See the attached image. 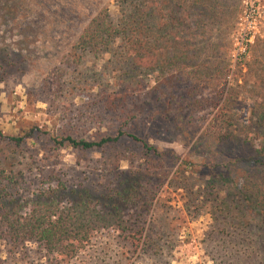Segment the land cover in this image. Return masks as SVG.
<instances>
[{"label": "rangeland", "instance_id": "1", "mask_svg": "<svg viewBox=\"0 0 264 264\" xmlns=\"http://www.w3.org/2000/svg\"><path fill=\"white\" fill-rule=\"evenodd\" d=\"M242 1L0 0V62L8 65L0 83L5 134L14 136L33 125L84 138L114 132L121 119L119 110L108 108L109 95L122 94L127 106L134 99L135 111L142 112L140 135L176 156L163 179L153 181L151 203L129 212L130 221L144 227L139 249L104 232L69 264H264V224L253 198L244 193L252 186L248 173L253 167L242 161L229 176L216 173L222 168L214 164L221 158L201 143L194 149L220 112L240 128L264 125V12L247 54L235 58ZM102 11L114 23L141 20L140 40L154 48V72L134 67L121 36L98 52L74 51L84 28ZM164 66L171 74L161 70ZM167 78L169 85L163 82ZM161 86L168 93H161ZM199 101L207 105L195 111L200 127L184 137L179 130ZM41 140H29L20 154L11 152L7 165L34 173L29 154L43 156ZM260 142L251 141L231 161L254 155ZM60 153L57 167L66 180L77 183L89 176V169L76 165L77 154ZM140 162L122 161L120 169ZM94 174L99 181L101 171ZM0 264H46L45 251L35 242L10 248L0 241Z\"/></svg>", "mask_w": 264, "mask_h": 264}, {"label": "trees", "instance_id": "2", "mask_svg": "<svg viewBox=\"0 0 264 264\" xmlns=\"http://www.w3.org/2000/svg\"><path fill=\"white\" fill-rule=\"evenodd\" d=\"M142 27L143 23L136 16L123 24L114 23L108 12L102 11L84 28L74 45V51L90 49L98 52L121 36L126 38V54L134 67L154 72L157 69L154 48L143 47L140 40ZM7 68L6 63L0 62V83L6 80L4 75ZM161 70L171 74L165 66ZM169 79H164L165 85H169ZM160 92L168 93L162 86ZM109 97L108 108L119 110L121 119L114 132L103 131L95 137L84 138L71 133L51 134L37 125L21 128L19 134L14 136L0 129V241L10 248L28 241L38 243L45 251L46 264H69L97 235L104 232L121 237L134 251L139 249L144 227L131 222L129 212L132 208L144 210L143 207L151 203L155 189L153 181L163 179L169 161L176 156L169 151L159 150L140 135L144 130L139 126L142 112L135 111L134 99L127 106L126 96ZM116 98L120 99L118 105ZM198 103L185 129L179 130L184 137L189 134L192 137L200 127L195 111H203L207 105H202L201 101ZM34 139H42L43 154L41 158L29 154L32 160L29 171L34 173L27 175L26 170H16L7 165L11 152H24L28 141ZM256 140L261 142L254 155L245 159L238 156L231 161L232 155ZM126 142L129 144L125 149L123 146ZM199 143L210 147L221 158L219 163L214 164L222 168L216 173L229 176L233 167L242 161L253 167L248 173L252 186L246 187L244 193L247 194L246 198H253L254 210L264 224V125L261 129L249 126L240 128L232 116L220 112L200 134L194 149L198 148ZM64 149L78 155L76 165L90 170L83 181L69 182L65 179L66 174L57 167V159ZM35 152L39 154V151ZM93 153L99 154V158L94 160L91 156ZM135 158L141 160L137 167L133 164L128 171L120 169L122 161L131 160L133 163ZM42 161H47V168L41 164ZM95 169L101 171L99 181L94 179Z\"/></svg>", "mask_w": 264, "mask_h": 264}, {"label": "built area", "instance_id": "3", "mask_svg": "<svg viewBox=\"0 0 264 264\" xmlns=\"http://www.w3.org/2000/svg\"><path fill=\"white\" fill-rule=\"evenodd\" d=\"M243 10L239 17V25L242 31L235 38V58L246 55L249 45L260 32V25L264 12V0H243Z\"/></svg>", "mask_w": 264, "mask_h": 264}]
</instances>
